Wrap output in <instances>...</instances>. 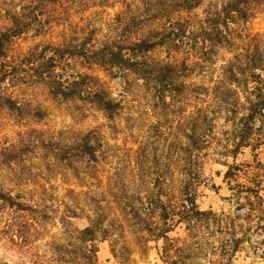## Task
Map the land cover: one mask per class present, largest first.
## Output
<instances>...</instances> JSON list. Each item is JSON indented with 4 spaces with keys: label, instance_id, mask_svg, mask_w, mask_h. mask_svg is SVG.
<instances>
[{
    "label": "rangeland",
    "instance_id": "374dc122",
    "mask_svg": "<svg viewBox=\"0 0 264 264\" xmlns=\"http://www.w3.org/2000/svg\"><path fill=\"white\" fill-rule=\"evenodd\" d=\"M31 1L0 0V30L11 25L10 13ZM140 1L38 4L41 23L16 39L9 59H47L58 48L70 51L83 42L98 46L116 39ZM226 2L202 0L191 11L171 14L179 35L145 58L151 65L172 64V85L160 86L129 71L108 72L76 56L60 57L43 80L23 66L9 90L21 111L0 108V148L13 145L23 156L0 168V184L45 208L40 247L63 235L60 217L69 205L84 215L99 211L106 216L109 236L99 243L97 264H264V106L254 115L247 146L235 145L250 113L247 97L258 93L255 76L264 72V7L246 20L225 23L220 13ZM246 50L260 55L249 61ZM233 69L238 84L230 80ZM82 75L120 103L114 119L79 88H71L69 96L56 94L55 84L68 86ZM35 108L42 116L34 115ZM87 134L97 155L90 166L79 152ZM190 169L199 175L187 177ZM186 185L190 192L184 203L193 198L200 211L213 215L195 231L182 222L166 239H156L150 231L167 227L160 207H166L169 219L177 218ZM13 216L8 207L0 209V264L21 262L5 227ZM225 216L236 221L240 240L231 254L215 223ZM171 241L177 252L167 250ZM193 242L200 247H191Z\"/></svg>",
    "mask_w": 264,
    "mask_h": 264
},
{
    "label": "trees",
    "instance_id": "16d2710c",
    "mask_svg": "<svg viewBox=\"0 0 264 264\" xmlns=\"http://www.w3.org/2000/svg\"><path fill=\"white\" fill-rule=\"evenodd\" d=\"M59 1L62 0H32L29 4L20 6L18 11L10 13L11 25L0 30V108L8 111H21L19 110L22 109L21 105L13 99L9 94V90L18 83V76L23 66H31L34 76L43 80L46 79V74H53V71L56 70L57 60L60 57L67 56L79 57L86 63L98 65L108 72H113L116 69L129 71L144 80L152 77L160 86H164V84L172 85L174 83V66L172 64L151 65L146 60L145 55L157 47L163 46L170 39L174 41L175 39L172 36L179 35L178 27L176 28L170 22L172 13L191 11L202 3V0H141L138 9L130 12L123 31L120 35H117L116 39L106 41L98 46L83 42L80 45L73 46V48L71 47L72 50L70 51L55 49L47 59L46 55H41L38 59H31L28 56L18 61L19 63H12L9 58L16 39L28 33L36 22L41 23L36 11L37 5L46 6V3L54 4ZM261 7H264V0H227L222 7L220 17L225 23L235 17L246 20ZM161 22L162 27L159 26ZM220 24L217 23V26H220ZM143 32L144 34H142ZM135 34L139 35L140 38L130 41L129 37ZM259 55L260 53L249 50L245 52V57L249 61L252 57L253 62L255 57ZM230 76L231 82L238 84V73L234 69L230 70ZM91 80L92 77L82 75L68 86L60 83L55 84L57 89L55 92L60 96H69L71 88H79L80 94L83 93L90 103L104 111L110 120L114 119L120 109V103L110 97L106 90L95 87L96 85ZM254 82L257 84L258 93L250 94L247 97L251 108L246 122L242 126L244 135L235 144L237 149L247 146L245 142L252 135L254 115L264 106L262 94L264 92V72L255 76ZM34 112V115L40 116L41 114L42 116L39 108H35ZM89 137L90 134H87L82 146L79 148L81 157L89 161L87 166H90L91 160L97 159L95 147ZM194 143V151L199 150L200 153L202 147L199 141L194 140ZM19 154L16 155L13 145L2 146L0 148V168L12 166L15 161L22 158V153ZM195 174L199 175L196 170L190 169L185 175L190 177ZM189 186L186 185L181 192V203L174 214L177 218L172 215V218L169 219L166 207L163 205L160 207V216L167 227L153 228L150 231L156 239H166L168 233L172 232L182 222L186 223L189 231H195L198 224L203 222L205 216L213 215L212 212L200 211L193 198L190 204L184 203V197L187 198L190 192ZM39 204L40 202L37 203L30 199H23L19 195H14L0 184V209L8 207L14 214L13 219L5 222V227L11 230L12 243L19 250V261H21L19 264H23V261H25V264H97L99 243L109 236L108 229L104 227L106 216L99 211H89L90 214L84 215L78 209L67 205L60 217V223L64 228L63 235L50 241L47 248L46 243L43 247H40L38 242L43 239L41 230L46 220V214L44 215L45 208H41ZM19 214H27L30 217L28 220H22L23 215ZM215 223L220 234L224 235L222 246L225 250H228L229 254L236 251L238 243H240L235 234L236 221L229 216H225L222 219H216ZM191 238L196 239L197 236L192 235ZM196 244L198 243L193 242L191 247ZM195 247L197 249L200 245L198 244ZM179 249L173 241L168 244V251L174 250L177 252ZM171 264H175V262Z\"/></svg>",
    "mask_w": 264,
    "mask_h": 264
}]
</instances>
